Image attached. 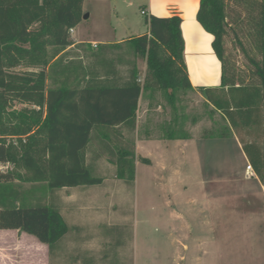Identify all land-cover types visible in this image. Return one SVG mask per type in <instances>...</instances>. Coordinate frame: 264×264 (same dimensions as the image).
Segmentation results:
<instances>
[{
  "label": "trees",
  "instance_id": "trees-1",
  "mask_svg": "<svg viewBox=\"0 0 264 264\" xmlns=\"http://www.w3.org/2000/svg\"><path fill=\"white\" fill-rule=\"evenodd\" d=\"M85 1L0 0V166L20 164L24 170L0 169V229L35 235L48 244L51 258L58 256L61 242L74 229L62 214L57 192L103 181L87 163V151L96 137L102 138L100 147L117 165L118 176L133 185L137 155L131 136L137 128L143 92L163 90L174 107L178 91L194 89L178 14L147 16L148 31L125 41L135 57L147 63L143 82L135 59L128 80L118 83L112 63L105 59L107 45L97 50L88 44L75 46L83 51L88 48L90 53L84 55L95 60L93 64L71 55L67 48L75 43L72 30L83 20ZM232 4L246 8L254 21L255 48L260 56H252L239 39L230 16ZM197 20L213 35L212 46L222 64L221 84L197 89L231 129L262 132L261 140L242 141V147L264 186V0H200ZM229 29L253 67L249 80L236 73L227 60ZM21 65L37 70L15 71ZM14 103L38 110L32 115L18 112L5 116ZM124 128L129 146L117 140L113 145L112 139L118 137L113 129L118 133ZM27 132H32L29 142L14 152L3 138ZM220 136L227 137V133ZM43 189L48 190V196L38 193ZM123 229L126 227L112 228L114 246L123 244Z\"/></svg>",
  "mask_w": 264,
  "mask_h": 264
},
{
  "label": "rangeland",
  "instance_id": "rangeland-1",
  "mask_svg": "<svg viewBox=\"0 0 264 264\" xmlns=\"http://www.w3.org/2000/svg\"><path fill=\"white\" fill-rule=\"evenodd\" d=\"M142 3L127 6L122 1L86 0L84 14L89 17L75 29V36L89 34V38L107 42L144 34L148 29ZM242 8L231 5L233 26L251 55L260 56L254 21ZM225 46L230 67L249 80L253 67L231 29ZM76 49L70 54H80ZM35 70L26 65L15 69ZM146 94L131 136L137 155L134 184L118 176L109 153L94 142L87 151V163L102 183L57 192L66 222L79 227L61 242L63 264H173L170 255L160 257L157 250L170 248L173 239L191 244L189 254L195 256L199 254L196 245L203 244L208 250L207 264H264V186L247 170L249 162L242 147V141L261 140L262 132L231 129L197 87L178 91L174 107L164 91ZM33 110L38 108L14 103L4 114L32 115ZM224 132L227 137L220 136ZM31 135L5 134L3 138L14 152ZM125 139L117 141L129 146ZM0 169L24 172L20 164L13 163ZM114 227H126L121 246L112 244Z\"/></svg>",
  "mask_w": 264,
  "mask_h": 264
},
{
  "label": "crops",
  "instance_id": "crops-1",
  "mask_svg": "<svg viewBox=\"0 0 264 264\" xmlns=\"http://www.w3.org/2000/svg\"><path fill=\"white\" fill-rule=\"evenodd\" d=\"M112 1H122L127 6H132L134 2H143L142 10L147 12L146 16L156 15L161 17H170L178 14L182 18L181 28L185 40V62L188 67L191 84L194 88L197 86H219L221 84L222 64L212 46L213 35L207 32L197 20V12L200 6V0ZM85 12L86 10L84 8V13ZM79 25L72 30V37L75 43L68 47L67 50L75 48V46L79 44H88L93 48V50H97L99 46L107 45L105 46V59L112 63L111 67L113 69V73L116 75L118 83L122 84L127 81L135 63V55L129 46L125 44L126 40L122 38L105 42L87 37L89 34H82V37H76L75 29H77ZM146 25L148 29V24L146 23ZM115 44H122V46L110 47V45ZM76 50L80 52V54L77 55L78 58L84 61V64L95 63V60H93L91 57L84 55L85 51L90 53L88 48L85 51L80 48H77ZM136 59L139 76L143 82L147 69V63L144 59ZM145 92H147V97L151 96L152 93H154L153 95L156 93H163V90L154 89L147 90ZM145 92H143L140 98L139 105L144 97ZM116 129H113V131L116 132L118 137L115 136L116 138H113L112 141L119 139L122 140L127 137L126 128L121 129L118 131V133ZM94 142H99L100 145L102 138L97 136ZM137 146L139 147V143ZM252 175L257 177L254 172H252ZM163 180H165L164 177ZM71 227H74V229L71 230L65 236V238L72 235L71 233L79 230L78 226ZM171 241L170 248L164 249L163 247H158L157 250L160 257L162 254L170 255L168 258H172L174 261L173 264H207V262H204L206 261L204 257L208 254V250L206 248H202L203 244L200 243L196 245L199 254L195 256V253L191 255L189 254V252L192 253L191 244L185 243L178 239H173ZM57 254L58 256L56 258H51L48 244L40 241L33 234L20 231L18 229H0V264H63L66 258L61 246L57 251ZM135 264H137V262Z\"/></svg>",
  "mask_w": 264,
  "mask_h": 264
},
{
  "label": "built area",
  "instance_id": "built-area-1",
  "mask_svg": "<svg viewBox=\"0 0 264 264\" xmlns=\"http://www.w3.org/2000/svg\"><path fill=\"white\" fill-rule=\"evenodd\" d=\"M142 14L147 15V12H146L145 10H142ZM247 170H248L250 173L253 172V168H252V166H251L250 164L247 166Z\"/></svg>",
  "mask_w": 264,
  "mask_h": 264
},
{
  "label": "water",
  "instance_id": "water-1",
  "mask_svg": "<svg viewBox=\"0 0 264 264\" xmlns=\"http://www.w3.org/2000/svg\"><path fill=\"white\" fill-rule=\"evenodd\" d=\"M89 17V14H84L83 19H87Z\"/></svg>",
  "mask_w": 264,
  "mask_h": 264
}]
</instances>
